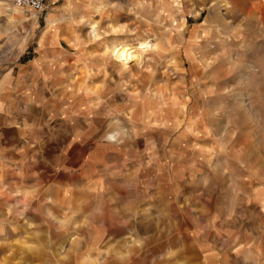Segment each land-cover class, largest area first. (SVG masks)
Instances as JSON below:
<instances>
[{
    "label": "rangeland",
    "instance_id": "374dc122",
    "mask_svg": "<svg viewBox=\"0 0 264 264\" xmlns=\"http://www.w3.org/2000/svg\"><path fill=\"white\" fill-rule=\"evenodd\" d=\"M38 39L81 144L29 196L0 182V264H264V0H0V77ZM121 42L148 43L126 70Z\"/></svg>",
    "mask_w": 264,
    "mask_h": 264
},
{
    "label": "crops",
    "instance_id": "0c3cea01",
    "mask_svg": "<svg viewBox=\"0 0 264 264\" xmlns=\"http://www.w3.org/2000/svg\"><path fill=\"white\" fill-rule=\"evenodd\" d=\"M59 45L38 39L32 53L26 48L0 77V182L20 184V195L29 196L39 180L57 179L54 161L64 162L81 144L75 141L79 137L66 134L71 133L66 123L82 120V92L79 81L67 74L70 56ZM70 140L72 147L66 144Z\"/></svg>",
    "mask_w": 264,
    "mask_h": 264
},
{
    "label": "bare ground",
    "instance_id": "6f19581e",
    "mask_svg": "<svg viewBox=\"0 0 264 264\" xmlns=\"http://www.w3.org/2000/svg\"><path fill=\"white\" fill-rule=\"evenodd\" d=\"M147 44L148 43H143L138 48H135L128 43L121 42L109 48L108 55L111 57L112 60L116 61L118 65L122 67V69L126 70L128 63L131 60H138V58L140 57V53H138L137 50L147 48Z\"/></svg>",
    "mask_w": 264,
    "mask_h": 264
},
{
    "label": "built area",
    "instance_id": "2783aa9c",
    "mask_svg": "<svg viewBox=\"0 0 264 264\" xmlns=\"http://www.w3.org/2000/svg\"><path fill=\"white\" fill-rule=\"evenodd\" d=\"M46 2L47 0H13V5L26 16L36 18L44 10Z\"/></svg>",
    "mask_w": 264,
    "mask_h": 264
}]
</instances>
